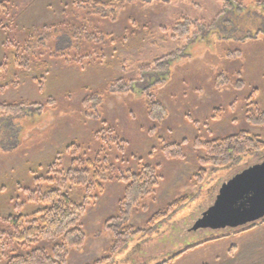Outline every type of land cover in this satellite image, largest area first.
Wrapping results in <instances>:
<instances>
[{
    "label": "rangeland",
    "instance_id": "1",
    "mask_svg": "<svg viewBox=\"0 0 264 264\" xmlns=\"http://www.w3.org/2000/svg\"><path fill=\"white\" fill-rule=\"evenodd\" d=\"M79 1L83 0H0V64L7 63L8 80L17 81L14 88L0 92V101L27 99L44 104L54 99L56 103L54 109L45 108L42 114L29 112L15 121L12 149H0V216L30 215L37 210L39 204L29 200L30 191L44 183L37 184L36 179L54 159L68 165L65 148L72 143L93 146L95 132L100 131L97 141L105 140L95 148H107L110 143L107 159L117 171L137 170V164L159 165L162 176L156 192L141 203L143 208L131 214L130 224L144 232L107 264H162L180 252L164 264H243L252 245L259 250L256 260L264 264V224L236 235V229L229 228L192 229L213 205L221 184L246 166L263 162L264 154L241 160L228 173L223 169L208 172L196 184L193 176L199 167L200 150L187 144L185 158L179 160L166 158L161 150L165 144L182 139L210 140L240 130L264 140V127H253L245 120L247 110H264V0H236L243 7L238 10L236 6L229 22L224 23L228 34L219 30L200 37L183 52L185 57L171 63L168 74L147 79L148 86L159 79L160 83L147 93L133 84L131 94L110 93L109 84L137 79L140 64L182 48L183 41L170 39L164 29L170 30L182 18L211 21L222 3H127L115 23L101 27L103 33L110 34L101 60L87 64L72 54L70 64L46 57L48 67L39 71L31 66L25 61L30 53H20L23 39L31 33L34 41L43 26H55L50 35L57 37L63 23L76 21L72 8ZM16 59L22 65L19 70ZM27 67L31 70L22 72ZM219 74L231 80L228 86H214ZM237 80L244 81L242 90L234 88ZM94 94L102 99L95 121L87 119L82 106L83 99ZM147 94L166 106L168 114L163 122L152 123L146 117L143 102ZM215 109L221 112L212 118ZM123 187L119 181L104 184L100 198L81 217L84 244L69 252L67 264H92L106 256L111 236L104 222L117 214ZM70 190L73 200L79 202L77 186ZM183 196L189 198L185 206L166 221L147 226L152 215ZM242 245L249 248L244 254Z\"/></svg>",
    "mask_w": 264,
    "mask_h": 264
},
{
    "label": "trees",
    "instance_id": "2",
    "mask_svg": "<svg viewBox=\"0 0 264 264\" xmlns=\"http://www.w3.org/2000/svg\"><path fill=\"white\" fill-rule=\"evenodd\" d=\"M222 3V9L208 22L204 20H191L182 18L176 21L173 27L164 29L169 33V38L183 41V47L167 53L150 62L138 66L137 79L124 78L109 84V92L132 93V85L144 88L147 93L149 88L160 83V79L148 86L147 79H157L170 72L171 63L177 58L185 57L183 52L200 37L210 33L224 31V23H228L235 7L239 10L241 4L236 0H216ZM154 3L155 0H83L77 2L72 8L75 22L63 23L58 30L57 37H52L53 28L43 26L31 41V33L23 39L19 45L20 53H30L25 57L31 66L48 67L46 57L49 59H61L63 62L72 63L74 58L82 59L87 64H93L104 58L105 47L110 34L103 33L105 23H115L121 10L127 3L139 5V3ZM126 3V4H125ZM125 5V6H124ZM102 27V28H101ZM225 34H228L224 31ZM60 39L64 40L63 42ZM244 39V38H243ZM62 43V44H61ZM83 43V45H80ZM87 43V44H86ZM33 48V49H30ZM18 48V47H17ZM79 53V55L75 53ZM238 55V54H237ZM18 57V55H17ZM20 57V55H19ZM18 70L22 67L17 59L14 61ZM21 69L22 72L31 70L29 67ZM8 64H0V92L14 88L16 80L9 81L7 77ZM42 76V74H40ZM44 77V76H43ZM160 81V82H159ZM231 81L224 74L216 76L214 86L220 88L228 86ZM243 80H237L234 88L242 90ZM144 110L146 117L152 123H161L168 114V110L159 98L147 94L144 98ZM55 100L49 99L44 104L35 103L27 99L5 102L0 101V149H12V134L16 127L15 121L23 119L29 112L42 114L45 108H55ZM102 104L100 95L94 94L82 101L87 119L93 121L99 119L98 111ZM221 112L215 109V118ZM246 121L253 127H264V110L256 109V112L246 111ZM104 123V122H103ZM92 145L72 143L65 148V160L68 165L54 159L45 173L39 176L37 184L44 183L36 190L30 191L29 200L39 204L38 209L30 215L10 214L0 216V264H67L69 252L80 248L85 241V233L81 227V217L85 215L87 208L94 205L102 195L104 184L119 181L124 185L122 196L118 203L117 214L109 217L104 222L105 231L111 236V243L106 251V256L96 260L92 264H107L115 256L129 247L135 237H139L144 230L133 227L130 224L131 214L141 206L147 197L156 192L162 176L159 165L137 164V170L128 168L124 171L116 170L107 159V148H95L101 145L105 139ZM99 140V138H98ZM98 142V143H96ZM195 150L202 154L197 158L199 167L194 180L198 184L207 176L208 172L223 169L228 173L243 159L258 157L264 154V140L255 134L240 130L236 133L218 136L210 140L196 138L190 142L182 139L178 142L168 143L162 147L163 156L172 160L185 158V146L191 144ZM15 146V145H14ZM72 186H77V192H81L80 201L73 200ZM189 201L183 196L165 210L152 215L147 223L149 228L166 221L176 210L185 206ZM143 208V207H142ZM264 224V218L259 222L245 226L235 231L233 235L253 229ZM222 238V237H221ZM220 239V238H218ZM216 239H209L213 241ZM44 243V244H42ZM49 244V246H45ZM199 245V244H198ZM197 246V245H195ZM195 246L189 247L188 250ZM180 252L172 256L162 264L179 256Z\"/></svg>",
    "mask_w": 264,
    "mask_h": 264
},
{
    "label": "water",
    "instance_id": "3",
    "mask_svg": "<svg viewBox=\"0 0 264 264\" xmlns=\"http://www.w3.org/2000/svg\"><path fill=\"white\" fill-rule=\"evenodd\" d=\"M263 218L264 161L246 166L225 180L213 205L192 229H236Z\"/></svg>",
    "mask_w": 264,
    "mask_h": 264
},
{
    "label": "crops",
    "instance_id": "4",
    "mask_svg": "<svg viewBox=\"0 0 264 264\" xmlns=\"http://www.w3.org/2000/svg\"><path fill=\"white\" fill-rule=\"evenodd\" d=\"M258 227H260V226H258ZM261 227H262V225H261ZM242 248L244 249V251L242 250L243 254L245 253L246 250L249 249L246 245H245V247H244V245H242ZM257 250L258 249L255 248L254 245H252L251 250H250V254H249L250 255V259H249V255H248L246 257L245 261L243 262V264H254V263L255 264H259L260 261L256 260L257 257H258L256 254H258V251H259V250L258 251ZM227 251H229V250H227ZM252 251H254V252H252ZM240 255H242V254H240ZM216 258H218V257H216ZM202 264H209V263L202 262Z\"/></svg>",
    "mask_w": 264,
    "mask_h": 264
}]
</instances>
